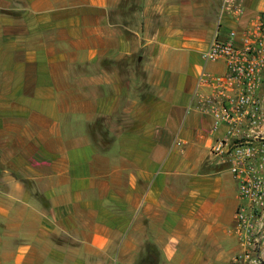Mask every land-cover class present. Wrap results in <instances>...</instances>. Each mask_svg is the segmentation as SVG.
<instances>
[{"label":"crops","instance_id":"crops-1","mask_svg":"<svg viewBox=\"0 0 264 264\" xmlns=\"http://www.w3.org/2000/svg\"><path fill=\"white\" fill-rule=\"evenodd\" d=\"M155 3H151V2ZM0 0V264H236L222 128L191 95L221 0Z\"/></svg>","mask_w":264,"mask_h":264},{"label":"built area","instance_id":"built-area-1","mask_svg":"<svg viewBox=\"0 0 264 264\" xmlns=\"http://www.w3.org/2000/svg\"><path fill=\"white\" fill-rule=\"evenodd\" d=\"M243 1L221 0L220 16L241 17ZM202 59L225 66L221 73L200 72L191 103L223 130L211 152L229 164L236 182L235 263L264 264V8L241 33L220 38L217 30Z\"/></svg>","mask_w":264,"mask_h":264},{"label":"rangeland","instance_id":"rangeland-1","mask_svg":"<svg viewBox=\"0 0 264 264\" xmlns=\"http://www.w3.org/2000/svg\"><path fill=\"white\" fill-rule=\"evenodd\" d=\"M148 4H150V0H117L109 10L111 20L122 30L125 27L136 28L139 26L143 10Z\"/></svg>","mask_w":264,"mask_h":264}]
</instances>
